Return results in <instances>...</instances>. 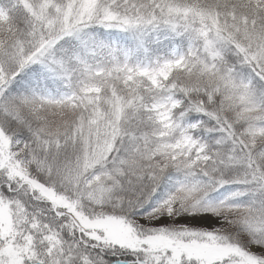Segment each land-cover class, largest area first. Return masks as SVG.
<instances>
[{"label": "snow or ice", "instance_id": "obj_1", "mask_svg": "<svg viewBox=\"0 0 264 264\" xmlns=\"http://www.w3.org/2000/svg\"><path fill=\"white\" fill-rule=\"evenodd\" d=\"M0 264H264V0H0Z\"/></svg>", "mask_w": 264, "mask_h": 264}]
</instances>
